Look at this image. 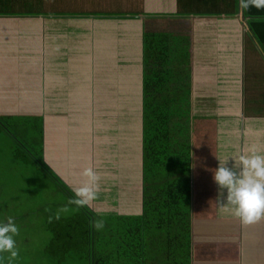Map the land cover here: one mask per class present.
I'll return each mask as SVG.
<instances>
[{
	"label": "crops",
	"instance_id": "obj_1",
	"mask_svg": "<svg viewBox=\"0 0 264 264\" xmlns=\"http://www.w3.org/2000/svg\"><path fill=\"white\" fill-rule=\"evenodd\" d=\"M244 12L0 0V129H38L35 159L75 199L96 174L100 264H264V218L222 210L212 173L216 157L264 154V44Z\"/></svg>",
	"mask_w": 264,
	"mask_h": 264
},
{
	"label": "rangeland",
	"instance_id": "obj_2",
	"mask_svg": "<svg viewBox=\"0 0 264 264\" xmlns=\"http://www.w3.org/2000/svg\"><path fill=\"white\" fill-rule=\"evenodd\" d=\"M0 130L9 140L7 146L0 135V220L11 216L18 228L14 237L17 256L13 261L17 264H46L45 255L50 251L44 246L49 244L52 234L47 223L76 220L80 209L68 203L69 196L34 163L41 153L38 129L17 126L13 127L11 134L4 128ZM12 132L19 137L14 135L20 146L15 143ZM3 254L9 256L8 253ZM52 264L65 263L53 261ZM71 264L82 263L76 261Z\"/></svg>",
	"mask_w": 264,
	"mask_h": 264
},
{
	"label": "clouds",
	"instance_id": "obj_3",
	"mask_svg": "<svg viewBox=\"0 0 264 264\" xmlns=\"http://www.w3.org/2000/svg\"><path fill=\"white\" fill-rule=\"evenodd\" d=\"M256 7L264 6V0H251ZM242 6L247 7V0H242ZM218 165L212 171L213 180L218 186L216 199L222 206L227 204L234 216L244 223H252L264 218V154L252 151L227 158L216 157ZM229 158L232 160L228 166ZM88 181L74 189L78 205L87 204L94 196L95 182L98 177L90 169L84 170ZM99 227V225H96ZM18 228L11 216L0 220V253H8L10 257L17 256L15 235Z\"/></svg>",
	"mask_w": 264,
	"mask_h": 264
},
{
	"label": "trees",
	"instance_id": "obj_4",
	"mask_svg": "<svg viewBox=\"0 0 264 264\" xmlns=\"http://www.w3.org/2000/svg\"><path fill=\"white\" fill-rule=\"evenodd\" d=\"M247 3L248 6L244 7V13L247 18L253 19L249 22L250 29L260 40V43L264 44V11L261 7L254 6L251 0H247ZM34 163L69 196L67 200H70L81 211L77 213L79 216L76 220L63 219L59 222L52 220L47 223L52 234L49 244L44 246V249L50 251L49 254L45 255L46 264H52L53 261L65 264L76 261H81L82 264H96L98 256L101 254H99L100 251L98 252L96 244V225H94L93 214L84 205H78L74 202L75 198L68 188L54 176L43 162L35 159ZM106 224L108 225V222ZM114 229L110 228L111 231ZM41 257H43L42 254ZM0 264H17V262L13 261V257L0 253Z\"/></svg>",
	"mask_w": 264,
	"mask_h": 264
},
{
	"label": "flooded vegetation",
	"instance_id": "obj_5",
	"mask_svg": "<svg viewBox=\"0 0 264 264\" xmlns=\"http://www.w3.org/2000/svg\"><path fill=\"white\" fill-rule=\"evenodd\" d=\"M96 264H100V257L98 256V261H96Z\"/></svg>",
	"mask_w": 264,
	"mask_h": 264
}]
</instances>
